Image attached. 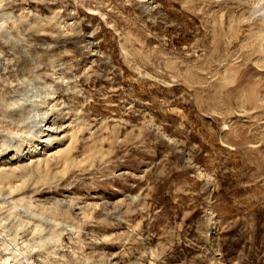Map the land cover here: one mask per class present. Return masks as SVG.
<instances>
[{
	"label": "rangeland",
	"instance_id": "1",
	"mask_svg": "<svg viewBox=\"0 0 264 264\" xmlns=\"http://www.w3.org/2000/svg\"><path fill=\"white\" fill-rule=\"evenodd\" d=\"M248 11L0 0V264H264V91L229 75Z\"/></svg>",
	"mask_w": 264,
	"mask_h": 264
},
{
	"label": "bare ground",
	"instance_id": "2",
	"mask_svg": "<svg viewBox=\"0 0 264 264\" xmlns=\"http://www.w3.org/2000/svg\"><path fill=\"white\" fill-rule=\"evenodd\" d=\"M207 2H208V0H207ZM227 2L229 4H231V5H233L236 9H238V11H241L242 12L239 15V17H242L243 15L245 17V14L247 12L249 13L248 9H250V8H252L253 11H255V13H256L255 14V17L252 20L250 19V17H249V19H245V18L243 19L242 18V20L239 22V26L236 24L237 25L236 27L238 29L239 28L245 29V28H250V26H254L253 36H254L255 47H254V53L252 54L253 55V58H252L253 60H250L249 59V56L248 57L247 56H241V57H239L240 67H241V65H243L242 66V70H241L240 67H237L236 69L233 68V69H231L232 72L229 70L230 74L229 73L228 74L231 75V77H233L235 80L239 76L238 79H240L241 83L244 81L245 78H249L252 74H255L256 75L254 80L261 79L264 76V13L261 12L264 9V0H262V3L261 4H259V1H258V3H257V9H256V7H250L249 6L250 4H252V0H227ZM254 2H256V1H254ZM195 4L199 5L197 2ZM246 9H247V11H246ZM232 11L233 10H231L230 12L232 13ZM234 12L235 11H233V13ZM235 14H237V13H235ZM234 16H232V17L230 15L227 16V18H225L226 19L225 22L228 21L227 23H229V22L233 21V19L235 18ZM243 20L245 22H243ZM212 33H214V34H212L213 35V40L211 38V40H212L211 42H212L213 46H217L220 43H222V45H223V43L226 45V42H227V46H228V43L230 45V44H232L231 42H233L235 40V38H234L235 31H234V28L231 27V26L230 27L225 26L223 28L219 24L218 25H215L214 28H213V32ZM250 61L251 62L254 61L253 62L254 66L252 68L253 71H250L251 69L248 68L250 66L248 64ZM254 80L251 81V82H249V90H248L249 95H253V93L255 94V92H262V91H264V78L261 81L257 82V83H254ZM239 85L240 84H238V86ZM258 104L259 103L256 102V101H251L250 106H252L254 109H257V108L258 109H260V108L264 109V99H263V103H261L259 105V107H258ZM257 114L259 115L257 117L258 120H261V119L264 118V113L262 111H260V114L259 113H257ZM54 133H55V130L54 129H48V128H46V130L44 131V133L42 135L43 140H42L41 143H45V142L52 141L54 139V137H53V134ZM6 261H7V259H4L3 263L6 264L7 263Z\"/></svg>",
	"mask_w": 264,
	"mask_h": 264
}]
</instances>
